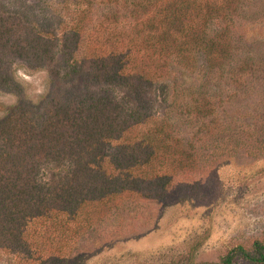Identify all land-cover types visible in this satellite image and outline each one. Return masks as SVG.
<instances>
[{
  "label": "trees",
  "instance_id": "trees-1",
  "mask_svg": "<svg viewBox=\"0 0 264 264\" xmlns=\"http://www.w3.org/2000/svg\"><path fill=\"white\" fill-rule=\"evenodd\" d=\"M93 1L60 0L57 13L56 9L44 7L51 11L47 14L54 21L49 26L38 22L36 15L4 18L0 9V63L14 61L33 64L36 68L42 66L48 76L68 82L84 75L83 91L91 89L92 93L94 89V93L88 97L86 117L79 120L88 126L97 124L94 137L87 135L85 143L79 146L80 142L73 136L64 138L60 134L69 124H75L74 128L77 124L73 109L65 104L47 115L40 110V102L32 105L18 100L0 115V250L10 253L16 263L34 264L48 259L61 263L67 258L62 251L66 247L58 243L68 240V226L82 208L88 204L101 205L124 194L138 197L141 193L131 185L169 177L174 165H181L182 158L186 159L188 155L180 145L182 140L175 137L164 114L153 112L151 103L144 97L147 93L144 86L149 90L161 81H175L170 77L174 66L191 71L194 59L199 57L201 65L191 74L202 76L200 86H203L189 93L187 89L174 88L172 93L179 101L173 108L204 119L223 112L219 109H223L224 103L217 91L213 95L204 89L211 80L215 81L213 67L241 86L236 91L240 95L232 94L234 98L237 95L244 98L256 82L264 87V47L252 55L241 50L243 56L227 37L226 28L208 31V26L218 25L219 21L225 27L232 23L234 0H106V6L113 3L118 8L129 6L134 12L152 3L156 12L151 17L135 13L127 27L112 25L106 17L105 52L91 49L76 57L83 39L81 23L87 20ZM33 8L35 13L41 9ZM246 32H241L243 47L264 45V29ZM103 61L106 67L92 73L91 66ZM229 64L233 68L224 69ZM1 84L15 88L6 72L0 74ZM120 90L142 97L146 105L138 103L125 109L116 100ZM62 111L70 116L63 118ZM217 121L216 132L224 134L227 129L224 120L219 117ZM48 122L51 129L46 127ZM227 138L225 135L223 140ZM104 145L106 153L102 152ZM78 146L87 157L69 159L65 167L67 176L56 183L60 190L55 188V183L36 182L39 168L46 164L40 157L56 148L76 151ZM113 151L117 157L112 156ZM113 182H118L120 187L111 191ZM252 246L256 257L248 256L238 247L226 253L222 264H231L236 254L262 263L264 243L255 241Z\"/></svg>",
  "mask_w": 264,
  "mask_h": 264
},
{
  "label": "rangeland",
  "instance_id": "rangeland-1",
  "mask_svg": "<svg viewBox=\"0 0 264 264\" xmlns=\"http://www.w3.org/2000/svg\"><path fill=\"white\" fill-rule=\"evenodd\" d=\"M59 1L51 0L52 6L48 0H0L1 16L19 19L26 14L32 18L36 15L38 22L49 26L54 23L47 14L51 11L43 8L56 9L57 13ZM106 5V0H94L91 4L87 20L81 23L83 39L79 42L76 57L91 49L105 52L106 17L112 25L126 26L133 22L130 18L135 13L151 17L156 12L152 3L144 9H136V12L129 6ZM33 6L41 9L35 13ZM231 11L235 17L232 23L228 22L225 27L219 21L218 25L208 26V31L226 28L227 37L239 51L246 55L259 53L264 45H258L260 48L255 45L243 47L241 32L247 34L248 30L264 29V0H234ZM70 43L67 42L68 45ZM239 57L241 55L238 60ZM103 62L93 64L92 73L106 67V61ZM199 65L201 59L197 57L191 71L196 72ZM41 67L1 61L0 74L6 72L15 88L0 85V115L18 100L32 105L40 102V110L47 115L65 104L73 109L74 121L77 119L79 128L69 124L60 134L64 138L73 136L82 146L84 138L93 136L97 127V124L88 126L79 120L86 117L88 97L94 89L92 93L91 89L86 93L83 91L84 75L68 82L67 79L48 76ZM50 67L53 71L54 67ZM230 68H233L232 64L224 67ZM212 69L215 70H212L215 81L211 80L204 89L212 94L217 91L216 95L224 103L223 109H219L222 114L216 117H193L173 108L179 101L172 93L174 88L194 92L202 82V76L191 74V71L174 66L170 77L175 81H161L149 90L143 87L147 91L144 97L151 103L153 112L159 116L164 114L175 137L182 140L180 145L188 155L186 159L182 158V164H175L169 177L131 185L137 188L139 195L141 193L138 197L124 194L101 205L88 204L82 208L68 226V240L58 243L66 247L62 251L66 252L67 258L61 263L48 259L34 264H222L226 253L238 247L248 256L256 257L252 243H264V87L256 82L253 91L248 90L246 98L238 95L234 98L233 93L240 95L236 92L241 87L238 82L227 75H220L215 67ZM82 95L85 97H80ZM116 97L118 104L125 109L147 103L142 97L136 98L123 90ZM74 108L80 111L77 113ZM63 112H60L63 118L70 116V113L63 115ZM218 116L229 130L225 129L224 134L216 132ZM50 123L46 124L47 129H51ZM99 125L104 127L102 123ZM225 135L229 139L223 140ZM79 146L72 152L56 148V151L40 157L46 164L39 168L36 182H52L60 190L56 183L67 176L65 170L69 159L79 155L87 157ZM102 152L106 153V145ZM112 156L117 157L115 151ZM113 184L111 191L120 187L118 182ZM108 187L111 189V185ZM0 264L30 263H16L10 253L0 250ZM231 264H264V259L262 263H256L236 254Z\"/></svg>",
  "mask_w": 264,
  "mask_h": 264
}]
</instances>
